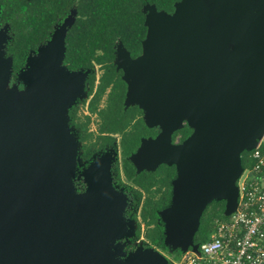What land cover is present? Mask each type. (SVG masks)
Returning <instances> with one entry per match:
<instances>
[{
	"label": "water",
	"instance_id": "1",
	"mask_svg": "<svg viewBox=\"0 0 264 264\" xmlns=\"http://www.w3.org/2000/svg\"><path fill=\"white\" fill-rule=\"evenodd\" d=\"M209 1L217 23L210 31L203 0H181L173 14L146 7L142 55L131 59L119 48L122 64L115 60L128 83L126 104H143L146 123L162 129L133 161L176 166L172 203L160 215L164 243L182 251L197 248L193 235L213 200L226 201V215L235 209L241 153L264 135V0ZM66 21L58 39L57 28L27 58L23 88L12 84L23 91L19 100L3 91L12 61L0 28V264H169L152 247L118 255L114 242L130 233L126 196L113 187L114 158L89 166L84 191L72 185L81 158L68 109L88 72L63 64ZM184 121L194 131L173 144Z\"/></svg>",
	"mask_w": 264,
	"mask_h": 264
},
{
	"label": "trees",
	"instance_id": "2",
	"mask_svg": "<svg viewBox=\"0 0 264 264\" xmlns=\"http://www.w3.org/2000/svg\"><path fill=\"white\" fill-rule=\"evenodd\" d=\"M181 0H0V28L7 27L5 56L12 61L10 84H17L18 74L29 55L45 45L66 19L74 15L64 35L63 64L70 71H87L85 89L88 95L85 115L78 99L69 109V123L77 131L80 158L89 163L94 155L110 149L118 152L112 166L113 185L125 187L130 207L126 216L136 222L134 237L145 247H152L174 264L182 252L164 243L161 211L172 203L173 181L177 178L174 164L159 163L153 168H138L133 161L143 142L155 139L162 131L159 125H148L145 112L138 104H126L128 83L115 62L122 48L131 59L143 53L147 37L146 7L173 14ZM99 74H97L98 72ZM95 115L96 119H92ZM97 124L90 130V122ZM194 129L184 123L170 135L172 143L184 142ZM255 164L252 152L241 153L242 168ZM225 201L213 200L203 211L194 245L207 241L216 220H225ZM212 206V207H210ZM130 250L135 245H130Z\"/></svg>",
	"mask_w": 264,
	"mask_h": 264
},
{
	"label": "built area",
	"instance_id": "3",
	"mask_svg": "<svg viewBox=\"0 0 264 264\" xmlns=\"http://www.w3.org/2000/svg\"><path fill=\"white\" fill-rule=\"evenodd\" d=\"M251 150L255 164L243 169L235 209L216 220L211 237L188 247L174 264H264V141Z\"/></svg>",
	"mask_w": 264,
	"mask_h": 264
},
{
	"label": "rangeland",
	"instance_id": "4",
	"mask_svg": "<svg viewBox=\"0 0 264 264\" xmlns=\"http://www.w3.org/2000/svg\"><path fill=\"white\" fill-rule=\"evenodd\" d=\"M203 3L204 5L208 8V12H207V21H206V25L204 27L205 30H213L216 26H217V23L215 21V18L213 17V14L211 12V4H210V1L209 0H203ZM148 12V11H147ZM73 17L74 15L72 14L66 21L65 23V27H67L73 20ZM60 32L59 28H58V31L55 35V38L54 39H58L56 36L57 34ZM62 35V34H61ZM55 41V40H54ZM2 52V50L0 51V53ZM121 52L119 51V54ZM6 61V60H5ZM117 62L118 64H122V56L121 54L117 56ZM7 63V62H6ZM98 72V71H97ZM99 74V72L97 73ZM20 89V88H19ZM18 88H13L12 87V84H10V82H6L5 86H4V93H9V92H13L16 99L19 100L21 95H22V92L21 90H19ZM78 99H86L85 103L83 105H80V112L87 115L88 114V110H87V101H88V95H87V92H86V89L85 87L83 88V91L81 92V94L78 96V98L76 99V101ZM75 101V102H76ZM131 104H138V105H141L139 104L137 101L133 100L131 102H129L128 105H131ZM143 106V104L141 105ZM96 119V116L93 115L92 116V119ZM186 123L185 121L182 123V125ZM189 125V124H188ZM89 128L90 130H93L95 131L96 128H97V124L95 123V120L93 122H90V125H89ZM68 134H70L72 137H77V131L76 129L70 125L69 121H68V130H67ZM169 134V133H168ZM262 140L264 141V135L262 136ZM173 144H178L177 143V139L175 140V143ZM77 148H78V153H80V150H79V145L77 144ZM118 156V152H116L115 150H108V151H105V152H102V153H98L96 155H94V158L93 160L88 164L86 165L82 160L80 163H76V166H75V169H74V176L72 178V185L73 187L76 189V191H78V186L76 184V180L78 181L79 179L84 183L83 181V175L88 171L89 169V166L92 165V163L94 164L95 162H97V160H102V159H105L107 157H111V158H114L116 159ZM114 163V162H113ZM112 163V164H113ZM112 166V165H111ZM112 172V171H111ZM238 182V180H237ZM85 185V183H84ZM116 190H118L119 192H121L122 194H124L126 196L125 198V206H124V210L122 212V216L126 222V228L128 230V232L130 233L129 236H126V237H123L121 239H118L114 242V245L117 246V253L118 255L121 257V252H126V254H128L129 251H133V250H129L127 251V247L130 245L131 243V240L132 238L134 237V231H135V228H136V222L133 220V219H130L126 216V210L130 207L131 203H130V199H128V196L127 194L125 193V188L124 187H118V186H113ZM85 188H86V185H85ZM225 208H226V201H225ZM212 207V206H210ZM135 245V249L136 248H144L145 246L143 245V243L141 242V240H137V242L134 241V244ZM176 251H179V252H182V249L179 247L176 249ZM166 257H168V254H165Z\"/></svg>",
	"mask_w": 264,
	"mask_h": 264
},
{
	"label": "flooded vegetation",
	"instance_id": "5",
	"mask_svg": "<svg viewBox=\"0 0 264 264\" xmlns=\"http://www.w3.org/2000/svg\"><path fill=\"white\" fill-rule=\"evenodd\" d=\"M178 142V141H177ZM94 158V157H93ZM93 160V159H92ZM91 160V161H92ZM90 161V162H91ZM84 162V161H83ZM89 162V163H90ZM85 163V162H84ZM89 163H85L86 165H88ZM114 164V163H113ZM113 164H112V166H113ZM112 166H111V169H112ZM112 171V170H111ZM112 180H113V176H112ZM76 184H77V186H78V191L79 192H82V191H84V189H85V185H84V183L79 179L78 181L76 180ZM116 186V185H115ZM118 187H120V186H118ZM125 188V187H124ZM125 193L127 194V196H128V199H130L129 198V193L127 192V189L125 188ZM129 218V217H128ZM141 240V239H140ZM135 242H137V240L135 241ZM134 244V242L133 241H131V243H130V245H133ZM130 245L127 247V251H129L130 249H129V247H130Z\"/></svg>",
	"mask_w": 264,
	"mask_h": 264
}]
</instances>
